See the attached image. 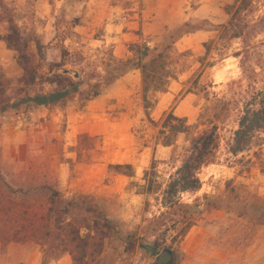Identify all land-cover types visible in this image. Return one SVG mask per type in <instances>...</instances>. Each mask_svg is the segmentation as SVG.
Returning <instances> with one entry per match:
<instances>
[{"label":"rangeland","instance_id":"374dc122","mask_svg":"<svg viewBox=\"0 0 264 264\" xmlns=\"http://www.w3.org/2000/svg\"><path fill=\"white\" fill-rule=\"evenodd\" d=\"M184 1L186 22L202 20L193 18L201 6L207 15L204 21L210 23L173 46L175 80L189 99L174 98L170 110L162 112L154 111V105L147 118L140 86L124 95L119 85L88 102L76 94L64 109L35 107L29 114L16 108L0 114V172L7 180L13 184L28 178L36 183L54 181L66 199L78 193L93 196L116 224L117 232H109L98 264H152L165 246L174 248V264H264V133L241 153L230 154L227 142L235 129L236 112L232 105L224 109L217 101L231 98L227 85L239 75L230 56L238 50V41H217V20L226 21L239 0ZM142 9L141 0H0V35L7 34L12 24L21 36L44 45L47 61H60L63 46L80 55L71 57L78 64L66 67L84 80L99 82L98 76L108 69L107 54L113 44L97 40L126 29ZM263 14L264 0H252V18ZM206 41H211L207 51ZM156 44L160 47L162 40ZM15 57L16 52L0 41V67L12 79L21 74ZM68 72L76 81L75 72ZM176 106L175 116L185 117L193 132L214 125L218 136L213 160L196 171L198 188L177 195L188 206L193 223L181 239H174L179 225L159 214L165 210L160 195L142 193L144 172L152 160L161 188L182 160L170 157L171 147L155 142L165 115ZM80 133L95 139L76 162L69 148ZM183 138L178 135L173 154L186 144ZM108 164H130L134 175L128 178L107 171ZM160 221L163 225L155 229ZM41 260L42 249L34 242L0 244V264H40ZM65 263H69L66 254L47 264Z\"/></svg>","mask_w":264,"mask_h":264},{"label":"trees","instance_id":"16d2710c","mask_svg":"<svg viewBox=\"0 0 264 264\" xmlns=\"http://www.w3.org/2000/svg\"><path fill=\"white\" fill-rule=\"evenodd\" d=\"M252 17V0H239L238 6L221 25L217 36L219 42L237 40L239 44L238 50L230 54L237 62L239 73L227 85L231 98L227 101L217 100L223 105L222 108L232 105L236 112L235 129L227 142L228 152L232 155L250 147L264 133V51L261 49L264 40L257 39L264 36V14L254 19ZM203 25V20L197 23L183 22L167 30L160 47L158 44L148 46L139 42L129 43V55L124 59H118L109 52L106 62L108 69L98 76L99 82H92L91 78L84 80L80 74L66 67L67 63L78 64L71 57L77 58L79 54L70 53L62 46V59L47 61L44 45L36 38L30 40L21 36L18 29L10 24L8 33L0 35V41L7 49L16 52L15 62L21 74L12 79L0 67V114L16 108L28 112L38 106L64 109L67 101L76 94H81L88 102L120 77L138 70L142 108L149 118L156 96L166 92L169 82L176 79L171 58L174 43L182 36L201 29ZM210 42L203 43L206 51ZM64 57H68V60ZM61 70L75 72L77 80L61 73ZM43 85L48 88H42ZM193 128V125L187 124L185 117H177L169 111L160 125L155 142L163 147H171L170 157H181L182 160L179 166L174 167L164 188H161L163 182L156 178L153 160L149 170L144 172L145 186L142 193L148 197L160 195V204L165 209L159 213L160 216L166 215L165 218L172 224L179 225L174 239L183 238L193 225L188 206L181 203L177 195L198 188L196 171L211 163L217 149L216 126L211 125L200 132H193ZM179 134L184 135L183 142L186 144L177 154H173ZM94 139L87 133L76 136L75 144L69 148L76 162L81 160L82 152ZM107 171L128 178L134 175L130 164H108ZM16 183L7 180L0 172L2 247L9 242H34L42 249L40 264H47L49 260L64 254L69 257L68 264L100 262L109 232H117V227L93 196L78 193L66 199L54 181L36 183L28 178ZM147 205L146 200L144 207ZM162 225L161 221L157 222L155 229Z\"/></svg>","mask_w":264,"mask_h":264},{"label":"crops","instance_id":"0c3cea01","mask_svg":"<svg viewBox=\"0 0 264 264\" xmlns=\"http://www.w3.org/2000/svg\"><path fill=\"white\" fill-rule=\"evenodd\" d=\"M182 1L185 2L184 0H166V1L141 0L143 9L140 11V14L136 16V19L130 21V26H127L126 29L124 30H120V31L116 30V32H114L113 34L110 35L106 34L104 36L105 38L104 40L101 39L97 41L103 45H106L110 41L113 44L111 46V52L114 55V57L118 59H124L129 55V52L127 50V44L129 43L146 42L155 45L160 40H162L163 35L166 33L167 30L187 21V18L185 19L183 18V16H187V14L184 12L182 8L184 7ZM200 9L201 6H198L196 15H193V18L202 19L204 21V19L207 18V15L203 13ZM217 21H219L220 23L219 27H221V25L225 23L227 20L220 22L221 19L220 20L218 19ZM188 22L193 23L192 20H188ZM207 24L210 23H206L204 21L203 27L194 32L202 31L204 29V26ZM119 85H122V87L124 88L125 90L124 95H128L129 93H131L132 88L138 89L140 86L139 71L133 70L128 72L127 74H125L124 76L120 77L115 82L107 86L105 89H103V91L106 89H108L109 91L113 90ZM181 88L182 85L179 82H177L175 79L171 80L168 85V90L156 96V103L153 110L155 111L158 109V111L161 112L164 109L170 110L169 106L173 102L174 98H180L183 96L181 102H184L185 100L189 99V93L184 94V90L181 91L180 93ZM38 107H43V106H38ZM177 109L178 107L176 106L173 112L174 115ZM32 113L33 112L29 111V114ZM75 141H76V137H75Z\"/></svg>","mask_w":264,"mask_h":264},{"label":"water","instance_id":"95a60500","mask_svg":"<svg viewBox=\"0 0 264 264\" xmlns=\"http://www.w3.org/2000/svg\"><path fill=\"white\" fill-rule=\"evenodd\" d=\"M61 72L63 74H69L67 70H61ZM174 262H175L174 248L170 246H165L155 256L152 264H174Z\"/></svg>","mask_w":264,"mask_h":264}]
</instances>
